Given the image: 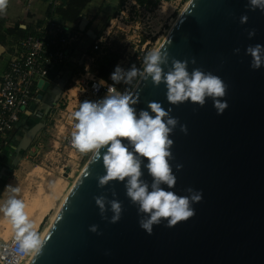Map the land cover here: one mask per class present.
<instances>
[{"label":"water","instance_id":"water-1","mask_svg":"<svg viewBox=\"0 0 264 264\" xmlns=\"http://www.w3.org/2000/svg\"><path fill=\"white\" fill-rule=\"evenodd\" d=\"M247 3L188 0L158 47L169 54V64L162 65L165 72L172 58L188 60L189 73L201 68L228 85L222 98L228 108L222 115L211 98L203 107L191 101L171 105L166 85L154 86L151 78H138L131 90L139 96L137 114L149 110V102H159L187 125V134L179 126L170 134L177 182L172 189L162 187L179 196L188 195V187L202 190V201L192 205L194 217L171 228L162 221L147 234L139 226L137 206L126 196V181L98 187V177L106 171L102 159L90 156L44 234L49 239L42 254L26 264H264V66L251 69L252 58L245 54L249 45H264V12L248 10ZM242 15L248 16L246 24L239 22ZM84 25L81 21L82 29ZM253 28L256 35L249 39L247 30ZM49 86L46 80L37 82L38 99ZM39 126L26 131L23 149ZM177 164L183 165L180 171ZM142 172L150 185L152 177L143 165ZM113 190L124 208L115 224L101 218L94 200L105 193L113 199ZM91 225H98L102 234L90 232Z\"/></svg>","mask_w":264,"mask_h":264},{"label":"clouds","instance_id":"clouds-1","mask_svg":"<svg viewBox=\"0 0 264 264\" xmlns=\"http://www.w3.org/2000/svg\"><path fill=\"white\" fill-rule=\"evenodd\" d=\"M8 2L9 0H0V14L6 11ZM246 8L264 12V0H248ZM239 22L246 24L248 16L242 15ZM247 34L252 39L256 30H247ZM239 53V48L233 49V54ZM245 54L252 58L251 69L258 70L264 66V45H249ZM191 63H196L195 58ZM168 64L169 54L156 49L145 55L142 68L132 65L125 70L117 65L110 78L114 84L123 82L125 85H131L137 78L143 81L151 78L154 86H159L161 82L166 85V98L171 105L191 101L203 107L206 98H211L217 114L224 113L228 103L222 98L227 94L228 85L219 76L201 68H194L189 73V61L175 58L171 59V67L165 72L162 65ZM104 83L103 80L100 81L101 85ZM138 103V94L134 97L133 92L128 89L121 92L115 86H108L107 95L100 100L81 102L70 116L74 121L71 145L80 154H91L94 161L102 159L106 174L98 177V187L104 188L113 181H126V196L131 204L137 206L139 226L151 235L153 227L160 225L162 221H167L165 226L171 228L194 217L192 205L202 201L203 193L202 190L188 187L185 189L188 195L179 196L162 187L167 185L168 189H172L177 182L170 164L174 159L170 151L174 141L169 138L170 134L177 126L187 134V125L180 124L179 119L171 115L172 109L165 110L159 102H149L147 109L150 111L141 109L137 114L134 105ZM102 149L106 151L102 153ZM142 165L152 177L150 185L142 179ZM182 168L183 165H176L177 171ZM87 175L88 173L85 176ZM6 189L10 190V195L0 204V213L14 229V253L18 264V257H38L42 254L49 237L42 235L30 220L25 201L19 198L21 189L12 185H8ZM111 195L113 199H109L105 193L95 196L94 200L101 218L115 224L121 220L124 208L122 202L115 199L114 190ZM109 211L112 213L110 218L107 216ZM89 231L102 234L98 232V225H91Z\"/></svg>","mask_w":264,"mask_h":264},{"label":"built area","instance_id":"built-area-1","mask_svg":"<svg viewBox=\"0 0 264 264\" xmlns=\"http://www.w3.org/2000/svg\"><path fill=\"white\" fill-rule=\"evenodd\" d=\"M123 5V9L108 20L103 28L97 29L90 35L89 46L80 49L79 44L83 36L89 33V29L80 27L82 19L75 24H67L57 21L54 17H45L34 20L35 33L27 38L17 40L11 46V54L7 66L0 77V152L8 145L13 131L16 128L20 115L28 105L36 101L37 82L41 79L51 81L53 72L61 68L73 53L80 50L79 72L69 75L70 85L61 88V105L56 103L54 108H60L62 113L61 144L70 152L80 154L71 145V131L74 121L70 118L71 113L78 109L85 100L97 101L107 95L108 86H115L118 91L129 90V85L123 82L114 85L110 82L100 84L101 79L91 72L92 66L102 57L111 46L112 36L116 30H124L127 26V13L130 9H143L135 0H129ZM25 9L30 8L29 0H22ZM58 0H52L53 6L58 5ZM128 6V7H127ZM132 6V7H130ZM153 36L154 33H151ZM149 39L142 43L141 52L133 55L128 62V69L132 65H138L142 60V53ZM126 69V70H128ZM72 72V71H71ZM66 82H69L66 80ZM94 85L96 87L94 88ZM73 91V92H72ZM66 95V96H65ZM59 134V133H58ZM87 159L91 154H80ZM14 237L0 243V264H17L14 253ZM31 255L18 257V264H26Z\"/></svg>","mask_w":264,"mask_h":264},{"label":"rangeland","instance_id":"rangeland-1","mask_svg":"<svg viewBox=\"0 0 264 264\" xmlns=\"http://www.w3.org/2000/svg\"><path fill=\"white\" fill-rule=\"evenodd\" d=\"M126 1L130 3L129 0H117L115 8L112 9L103 8V3L101 2L99 5L98 2L91 12L84 15L90 18L89 23H93L94 26L91 27H94L95 30L101 29L108 24V20L112 16L124 8L123 5ZM187 1L159 0L149 8L130 9L126 18L128 20L127 26L124 27V30H116L112 36L109 50H116L120 56L116 66L119 65L125 70L128 69V62L133 59V55L141 52L142 43L149 39V43L142 52L144 53L142 60L138 63V68H142L145 55L153 51L167 34ZM96 2L97 0H92L89 6L96 4ZM151 33L154 35L152 36ZM100 59L101 57L93 65L91 72L95 73L94 70H96ZM78 72L79 67L75 68L72 74L76 75ZM66 78L62 79V88L70 85V78ZM137 80L138 78L129 85V91L132 90ZM61 91L56 95L55 100L59 105L64 101V98H61ZM60 108H48V110L46 108V113L40 117L41 122L38 130L39 138L44 142L43 146L39 148L36 156L29 158V161L17 162L10 169V174H7L8 184L4 187L3 192H0V204H2L10 195V190L6 189L8 185L21 189L19 198L25 201L26 212L40 233L49 224L50 218L61 199L88 160L86 156L70 152L62 146L58 137L64 130ZM13 168L15 169L14 173L11 171ZM49 200L50 204H48ZM12 236L14 237L12 225L0 213V241H6Z\"/></svg>","mask_w":264,"mask_h":264},{"label":"crops","instance_id":"crops-1","mask_svg":"<svg viewBox=\"0 0 264 264\" xmlns=\"http://www.w3.org/2000/svg\"><path fill=\"white\" fill-rule=\"evenodd\" d=\"M22 0H9L7 9L4 13L0 14V21H2V28L0 30V35L3 37L0 38V77L3 74L7 63L10 58L11 54V46L17 41L13 38L14 35L6 34L4 35V30L7 28H22L24 29L26 26L32 25L35 19L24 17L25 8L22 6ZM92 1V0H91ZM91 1L83 8L81 11L80 16L74 22H66L61 20L58 16H53L57 21L67 23V24H75L76 22L84 19L85 20V28L89 29V33L81 39L79 44V48L82 49L83 47L89 46L91 43L90 35L92 32L96 31L94 29L93 23H89L90 18L84 15L85 13L91 12L94 9V6L103 3V8H115L117 4V0H97L96 4H92L89 6ZM30 8H28L30 13H33L37 18L43 19L48 17V12L52 6V0H29ZM103 28V27H102ZM81 62L80 59V50H77L75 53L71 55V57L66 60L61 68L57 69L53 72L51 76L50 86L45 91L42 99H36L29 104V106L25 109V111L20 115V120L13 131L12 137L5 146V148L0 152V192H3L4 187L8 184L7 174H10V169L15 165L13 163L15 158L17 162L21 163L26 160L29 161V158H33L36 156L39 148L43 146V143L39 138V132L35 133V136L29 141L28 146L23 149L21 147V141L24 137V134L27 130H29L33 125L40 123L43 114L46 113V108L54 109L57 102L56 95L60 92L62 86V79H65L67 76L71 75V71L75 68L80 67L79 63ZM93 69V66L92 68ZM67 77V78H68ZM66 78V79H67ZM55 88V90H54ZM54 90V92H53ZM52 94H56L55 97L51 96L52 99H49L47 96ZM23 143V142H22ZM18 163V164H19ZM11 171L14 173L15 169L13 168ZM11 173V174H12ZM13 237V236H12ZM2 241H0L1 243Z\"/></svg>","mask_w":264,"mask_h":264},{"label":"trees","instance_id":"trees-1","mask_svg":"<svg viewBox=\"0 0 264 264\" xmlns=\"http://www.w3.org/2000/svg\"><path fill=\"white\" fill-rule=\"evenodd\" d=\"M46 1V0H43ZM60 3L58 5L51 6L50 11L48 12L49 17L58 16L61 20L66 22H74L81 14L83 8L91 1V0H58ZM136 3L143 7L149 8L150 6L155 5L159 0H135ZM24 17L32 18L38 20L33 13H30L28 9L24 11ZM2 28V21H0V30ZM35 33L34 26L29 25L24 29L22 28H7L4 30V35L11 34L14 35L13 38L16 40L27 38ZM0 38L3 37L0 35ZM119 53L116 50H108L100 59L97 64V68L95 74L98 78L105 82H110L114 84L111 80V74L115 70V66L117 61L119 60ZM138 68V65H136ZM116 85V84H114ZM29 106V105H28Z\"/></svg>","mask_w":264,"mask_h":264},{"label":"bare ground","instance_id":"bare-ground-1","mask_svg":"<svg viewBox=\"0 0 264 264\" xmlns=\"http://www.w3.org/2000/svg\"><path fill=\"white\" fill-rule=\"evenodd\" d=\"M188 2V1H187ZM186 2V3H187ZM186 3H185V5H186ZM173 25V24H172ZM168 32V31H167ZM166 36V35H165ZM165 36L163 37V39L165 38ZM162 39V40H163ZM162 40L157 44V46L155 47V49L154 50H156V49H158V47L160 46V44H161V42H162ZM88 161V160H87ZM87 161H86V163H87ZM85 163V164H86ZM85 166V165H84ZM84 166H83V168H84ZM82 168V169H83ZM82 169H81V171H82ZM80 171V172H81ZM80 174V173H79ZM79 174H78V176H79ZM78 176L75 178V180H74V182L76 181V179L78 178ZM73 182V183H74ZM73 185V184H72ZM72 185H71V187H72ZM70 187V188H71ZM70 188H69V190H70ZM69 190L66 192V194L63 196V198L61 199V201H60V203H59V205H58V207L56 208V210H55V212L53 213V215L51 216V218H50V222H49V224L46 226V228L43 230V232L41 233L42 235H44L45 234V232H46V230L48 229V227H49V225L51 224V222H52V220H53V218L55 217V215H56V213H57V211H58V209L60 208V206H61V204L63 203V201H64V199H65V197L67 196V194H68V192H69ZM55 196V195H54ZM51 202H50V200L48 201V204H50ZM6 233V232H5ZM5 236V235H4Z\"/></svg>","mask_w":264,"mask_h":264},{"label":"flooded vegetation","instance_id":"flooded-vegetation-1","mask_svg":"<svg viewBox=\"0 0 264 264\" xmlns=\"http://www.w3.org/2000/svg\"><path fill=\"white\" fill-rule=\"evenodd\" d=\"M54 90H55V88H54ZM54 90H53V92H54ZM55 91H56V90H55ZM55 95H56V94H55ZM55 95H54V94H52V95H50V96H47V97H48L49 99H52V98H51V96H52V97H53V96L55 97Z\"/></svg>","mask_w":264,"mask_h":264}]
</instances>
